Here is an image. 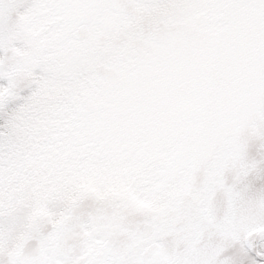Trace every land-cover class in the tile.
<instances>
[{
    "label": "snow or ice",
    "instance_id": "snow-or-ice-1",
    "mask_svg": "<svg viewBox=\"0 0 264 264\" xmlns=\"http://www.w3.org/2000/svg\"><path fill=\"white\" fill-rule=\"evenodd\" d=\"M0 264H264V0H0Z\"/></svg>",
    "mask_w": 264,
    "mask_h": 264
}]
</instances>
